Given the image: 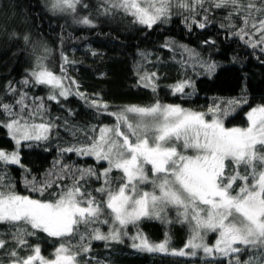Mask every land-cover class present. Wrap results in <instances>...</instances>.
<instances>
[{"label": "snow or ice", "instance_id": "obj_1", "mask_svg": "<svg viewBox=\"0 0 264 264\" xmlns=\"http://www.w3.org/2000/svg\"><path fill=\"white\" fill-rule=\"evenodd\" d=\"M104 3L109 5L105 13L122 10L149 28L157 22H166L174 8L191 13V22L200 28L208 23L210 9H225L227 27L238 29L234 35L242 40L248 37L245 43L253 48L264 46V0H104ZM81 4L82 0H52L51 10L75 13ZM206 4L210 7H205ZM201 9L204 18L196 20ZM235 20L240 21L239 25ZM77 22L92 24L87 16ZM24 39L27 42L28 37ZM185 50L189 58L198 55ZM45 59L46 55L38 56L30 78L21 83L50 86L49 100L66 97L70 88L63 80L68 79L70 84L75 81L66 76L64 65L73 62L62 56V75L57 76L44 64ZM215 67L206 65L209 72ZM155 77V73H146L140 80L144 87L155 91ZM186 84L176 85L175 91L183 92ZM8 92L18 98L14 103L0 99V114L11 118L0 120V126L6 127L15 141L13 150L0 149V165L5 166L0 167V224L11 226L9 233L0 234V250L14 245L6 251L10 258L7 264H81L78 257H87L92 240L122 242L128 236L129 225L138 229L142 218L166 219L170 208L175 209L180 223L189 225L190 236L184 248L169 249L167 234L162 242L153 243L139 230L129 237L133 248L176 256H195L197 250H202L205 256L226 260L227 264H264V105L253 107L246 114L247 127L231 128L225 127L217 113L227 116L234 105H239L237 100L223 102L228 105L223 109L214 105L207 112L159 102L125 106L109 113L116 123L99 129V136L92 137L90 145L62 150L93 156L98 163L107 162L108 167L100 172L91 167L77 168L70 186L57 185L60 191L56 198L43 200L17 193L7 180L6 166L23 168L19 155L21 141L46 140L53 125L30 123L33 113L25 117L27 93L18 92L11 83ZM93 105L100 106L96 102ZM17 106L18 111L14 110ZM40 109L42 103L36 106V112ZM114 170L120 173L115 186L111 175ZM71 171V166L61 165L62 173ZM91 177L103 179L101 187L95 189L99 198L82 183ZM58 178L65 179L66 175ZM143 185H150L151 190H145ZM25 186L43 195L53 181L46 179L38 187L35 178L25 179ZM98 224H109V231L103 233L95 227ZM40 232L60 241L51 258L42 255L39 244L29 242V237H37ZM209 233L216 236L213 244L207 242ZM20 249H26L28 254L21 256Z\"/></svg>", "mask_w": 264, "mask_h": 264}, {"label": "trees", "instance_id": "obj_2", "mask_svg": "<svg viewBox=\"0 0 264 264\" xmlns=\"http://www.w3.org/2000/svg\"><path fill=\"white\" fill-rule=\"evenodd\" d=\"M51 4L50 0H0V99L14 103L18 98L8 92L11 83L18 92L27 93L25 117L28 118L29 112L33 113L29 122L53 125L47 133L48 139L26 141L20 145L23 168L6 166L7 180L20 195L55 199L60 191L57 185L70 186L77 168L91 167L100 172L108 167L107 162L98 163L93 156L62 150L90 145L91 138L99 136V129L116 123L109 113L118 112L125 106H150L159 102L207 112L214 105L219 104L223 109L228 107L223 102L237 100L239 105H234V110L227 116L217 113L225 127L231 128L247 127L246 114L253 107L264 105V51L261 50L264 46L253 48L245 43L248 37L242 40L234 35L238 29L227 27L225 9H210L204 28L191 22V13L175 8L166 22H157L149 28L135 22L133 16L122 10L111 9L105 13L104 9L109 5L104 0H82L75 13L54 12ZM199 11L200 15L195 18L202 21L205 14L202 9ZM85 16L92 21L91 25L77 22ZM235 23L239 25L240 21L235 20ZM185 48L198 55L189 58ZM41 55H46L44 64L57 76L62 75V56L73 62L64 65L66 76L75 81L70 84L68 79L63 80L70 88L66 97L49 100L50 86L21 83L30 78L37 57ZM207 64L216 67L209 72ZM146 73L156 74L155 91L143 86L140 77ZM183 82H187L183 92H176L175 86ZM93 102L100 106H94ZM41 103L43 109L37 113L36 106ZM105 104L107 108L103 107ZM14 110L18 111L19 106ZM10 119L0 114V120ZM14 147L15 141L9 130L0 126V149L11 151ZM61 165L71 166L72 171L62 173ZM59 175H66V178L59 179ZM111 175L115 186L120 173L114 170ZM33 178L38 187L46 179L53 181V186L43 195L30 191L25 186V179L31 181ZM102 182V178L91 177L82 183L99 198L95 189L101 187ZM138 225V229L128 226V236L123 237L122 242L92 240V250L87 257H78L81 264L85 261L86 264H227L226 260L210 259L201 253L176 256L132 247L133 241L129 237L139 230L153 243L162 242L167 234L169 249H183L190 230L187 223L179 222L175 209L168 210L166 219L142 218ZM95 227L107 233L110 225ZM10 231V225L0 224V234ZM29 242L39 244L42 255L48 258L60 243L43 232L37 237H29ZM13 246L9 244L6 250H0V261L4 264L10 259L6 251ZM19 251L21 256L28 254L26 249ZM244 258L246 255L241 257Z\"/></svg>", "mask_w": 264, "mask_h": 264}, {"label": "rangeland", "instance_id": "obj_3", "mask_svg": "<svg viewBox=\"0 0 264 264\" xmlns=\"http://www.w3.org/2000/svg\"><path fill=\"white\" fill-rule=\"evenodd\" d=\"M50 2L52 3V0H50ZM63 84L65 85V83H64V81H63ZM57 92L59 91L58 89L56 90ZM46 135H47V133H46ZM28 141H31V140H28ZM23 142H26V141H21V144L23 143ZM148 168H150V166H147ZM150 174V173H149ZM145 190H148V188H150L151 189V186L150 185H143L142 186ZM150 191V190H149ZM215 234H213V233H209V235H208V237H207V242L209 243V244H213L214 243V241H215V239H216V236H214ZM211 236H214V237H212L211 238ZM209 238H211L210 240H209ZM188 251H186V252H190V250L189 249H187ZM155 253H159V254H166V253H162V252H155ZM198 253H201L204 257H207V258H210V259H213V257H211V256H205V254L203 253V251L202 250H197V254ZM196 254V255H197ZM188 255H190V254H188ZM186 256V255H185ZM190 256H192V255H190Z\"/></svg>", "mask_w": 264, "mask_h": 264}]
</instances>
